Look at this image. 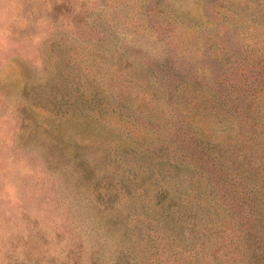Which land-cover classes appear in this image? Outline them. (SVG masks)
Segmentation results:
<instances>
[{
	"label": "rangeland",
	"instance_id": "obj_1",
	"mask_svg": "<svg viewBox=\"0 0 264 264\" xmlns=\"http://www.w3.org/2000/svg\"><path fill=\"white\" fill-rule=\"evenodd\" d=\"M263 3L0 0V264H111L122 234V245L135 240L139 253L130 264H152L137 225L150 193L138 196L132 183L133 171L141 181L154 166L135 148L157 132L135 125L119 103L171 125V87L158 79L159 62L211 67L207 26L214 11L233 8L247 14L249 54V36L264 33L254 20ZM179 92L187 106L206 99L194 83ZM27 234L29 253L20 240Z\"/></svg>",
	"mask_w": 264,
	"mask_h": 264
},
{
	"label": "trees",
	"instance_id": "obj_2",
	"mask_svg": "<svg viewBox=\"0 0 264 264\" xmlns=\"http://www.w3.org/2000/svg\"><path fill=\"white\" fill-rule=\"evenodd\" d=\"M246 16L237 8L214 11L207 26L211 67H199L198 59L187 66L166 57L159 62L158 79L171 87V125L138 105L119 103L135 125L157 132L135 148L156 167L141 181L133 171L132 183L138 196L150 193L151 205L141 206L137 225L148 235L142 245L152 264H264V33L249 36L254 51L242 55ZM254 20L264 23V7ZM193 83L206 99L187 106L179 91ZM123 236L111 264H130L139 254L135 240L122 245ZM22 238L24 252H33L30 235Z\"/></svg>",
	"mask_w": 264,
	"mask_h": 264
}]
</instances>
